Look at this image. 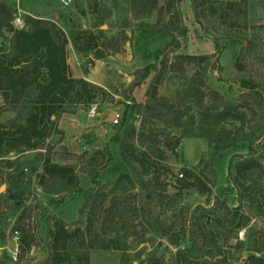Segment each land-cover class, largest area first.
Here are the masks:
<instances>
[{"label":"rangeland","instance_id":"rangeland-1","mask_svg":"<svg viewBox=\"0 0 264 264\" xmlns=\"http://www.w3.org/2000/svg\"><path fill=\"white\" fill-rule=\"evenodd\" d=\"M0 2L11 4L19 18L0 28V53L11 49L9 28L25 27L27 16L52 21L67 38L69 74L113 95L109 102L78 104L73 113L51 117L40 148L2 153L0 264H41L56 222L83 231L84 243L72 241L71 250L87 251L89 264H173L180 249L209 256L215 248L208 230L217 232L226 264H264V216L239 194L247 187L264 191V113L238 82L254 81L264 96V0H206L200 21L191 0ZM232 3L235 12L229 11ZM178 26H185V35H177ZM80 31L97 34V47L85 54L72 42ZM172 36L180 46L164 49L158 72L130 91L144 54L163 49ZM181 55L196 59L183 62ZM151 84L155 108L138 110L132 100L142 106ZM125 105L129 111L121 127ZM112 112L120 115L114 125L108 122ZM14 116L4 112L0 123ZM122 138L131 163L116 142ZM257 146L254 153L251 147ZM250 155L251 166L239 175ZM230 158L238 187L228 174ZM63 167L82 188L90 186L89 173L96 170L105 199L88 204L81 215L84 198L67 194ZM7 181L15 183L12 200ZM60 196L63 203H51ZM223 218L230 221L216 222Z\"/></svg>","mask_w":264,"mask_h":264},{"label":"trees","instance_id":"trees-1","mask_svg":"<svg viewBox=\"0 0 264 264\" xmlns=\"http://www.w3.org/2000/svg\"><path fill=\"white\" fill-rule=\"evenodd\" d=\"M206 0H191L195 16L199 20L200 13ZM236 4H230L229 11L235 12ZM15 18L13 6L8 3L0 2V28L9 27ZM200 21V20H199ZM25 27L21 29H11V49L7 53H0V115L4 112H13L15 116L7 121L0 123V157L2 153H9L13 149L22 151L40 148L39 146L48 137V123H52L51 117L57 119L60 113H73L78 104H95L97 102H109L113 95L105 88L89 82L83 78L72 77L67 69L64 47L67 38L63 30L54 22L25 18ZM185 26L177 27V35L186 34ZM97 34L95 32L80 31L72 37L73 46L78 52L85 54L91 48L97 47ZM180 42L175 36L166 42L163 49H156L151 54H144L145 64L135 71V77L130 85V91L142 84L152 72H158L159 58L163 55L164 49H177ZM216 52H220L221 47L215 42ZM103 54L97 55L102 58ZM183 62H193L196 56L181 55ZM239 84L242 88L249 90L256 99L260 109L264 113V96L257 89V84L248 79H240ZM155 88L151 84L145 92V102L141 106L135 102L138 110L144 112L152 111L155 108ZM127 98V96H125ZM128 99V98H127ZM128 105L122 112L120 126H124L128 114ZM132 133L134 127L129 126ZM131 133V134H132ZM125 138L117 139L121 144L122 158L131 163L134 157L127 156L124 151ZM264 147V138L260 144ZM256 153L257 147H251ZM107 161L111 160L112 155L104 149ZM11 153V152H10ZM253 155L247 156L242 160L244 170L238 169L239 175L244 174L251 166ZM5 168H12L13 163L8 159H2ZM235 163L230 158L228 162V174L235 187L240 182L238 176H232L231 168ZM236 165V164H235ZM239 167V166H237ZM246 169V170H245ZM63 176L67 178V194L77 193L84 198L81 215L88 204L93 205L97 199L100 202L105 199L106 192L102 191L99 185L98 172L91 171L90 186L82 188L76 182L75 176L68 167H63ZM6 196L12 200V193L15 190V183L7 181ZM54 185V184H53ZM260 191V190H259ZM253 191L252 188L239 190L241 198L256 211L264 216V191ZM257 192V193H256ZM64 196L52 200V204L58 206L64 202ZM19 204L15 206L18 208ZM237 212L233 214V219H237ZM230 221V218L217 219V223ZM207 235L215 251L209 256H192L188 250H177L173 264H226V258L220 250L218 234L214 230H208ZM84 243V233L80 228L68 231L62 222L55 223V231L52 240L46 249V257L41 264H89L87 251L71 250L72 241L80 240ZM82 245V244H81ZM84 245V244H83ZM93 247V246H91Z\"/></svg>","mask_w":264,"mask_h":264},{"label":"water","instance_id":"water-1","mask_svg":"<svg viewBox=\"0 0 264 264\" xmlns=\"http://www.w3.org/2000/svg\"><path fill=\"white\" fill-rule=\"evenodd\" d=\"M113 116H114V113H113V112L109 114V116H108V122H111ZM170 141H171V138H165V140H164V142H166V143H169ZM10 156H12V152L10 153ZM70 168H71L72 170H75L76 165L73 164V165L70 166ZM3 190H4V186H2V187L0 188V192H2Z\"/></svg>","mask_w":264,"mask_h":264},{"label":"built area","instance_id":"built-area-1","mask_svg":"<svg viewBox=\"0 0 264 264\" xmlns=\"http://www.w3.org/2000/svg\"><path fill=\"white\" fill-rule=\"evenodd\" d=\"M14 20L19 23V18H16V16H15ZM94 109L95 108H92L91 111L93 112ZM113 113H114V116H113V118L111 120V124L114 125V124H117L118 123L119 118H120V115L117 112H113Z\"/></svg>","mask_w":264,"mask_h":264},{"label":"crops","instance_id":"crops-1","mask_svg":"<svg viewBox=\"0 0 264 264\" xmlns=\"http://www.w3.org/2000/svg\"><path fill=\"white\" fill-rule=\"evenodd\" d=\"M85 79V78H84ZM140 103V102H139Z\"/></svg>","mask_w":264,"mask_h":264}]
</instances>
